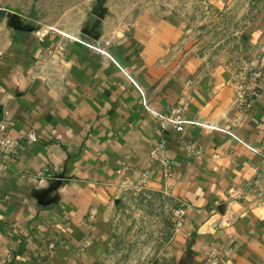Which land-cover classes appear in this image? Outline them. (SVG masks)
I'll return each mask as SVG.
<instances>
[{
  "label": "crops",
  "instance_id": "crops-1",
  "mask_svg": "<svg viewBox=\"0 0 264 264\" xmlns=\"http://www.w3.org/2000/svg\"><path fill=\"white\" fill-rule=\"evenodd\" d=\"M209 1L224 10L235 0ZM135 22L130 40L103 57L87 40L12 31L0 59V124L21 144L0 175V264L9 253L15 264H102L110 240L105 212L122 183L146 170L152 188L190 206L156 264H204L211 247L227 253L223 264H258L264 256V215L227 203L264 164V71L259 97L240 120L226 67L194 56L173 60L183 17L151 2ZM250 33L264 50V11ZM63 47L68 76L52 85L40 58ZM176 105L185 108L184 128L162 133L155 115ZM31 132L37 143L26 140ZM160 141L177 161L167 182L149 165ZM191 146L201 153L188 156ZM61 174L73 182L44 193L39 179ZM38 198L56 203L45 208ZM49 238L58 240L51 254L41 247Z\"/></svg>",
  "mask_w": 264,
  "mask_h": 264
},
{
  "label": "rangeland",
  "instance_id": "rangeland-1",
  "mask_svg": "<svg viewBox=\"0 0 264 264\" xmlns=\"http://www.w3.org/2000/svg\"><path fill=\"white\" fill-rule=\"evenodd\" d=\"M151 2L161 4L187 23L185 35L175 50L174 61L181 63L194 56L210 68L221 65L231 72L234 106L241 120L259 97L258 86L264 71V50L259 41L254 42L250 33L251 22L264 11V0H235L224 10L217 9L209 0H0V21L5 23L0 26V59L10 49L8 40L12 31L36 37L52 33L68 41L87 40L96 54L107 56L110 50L130 40L135 31V19ZM50 51L40 58V65L49 67L48 76L52 79L49 84L56 85L66 79L68 69L60 56L64 47L63 50ZM143 106L148 110V99L144 98ZM177 106L181 105L155 115V120ZM181 107L185 112L184 106ZM200 153L199 146L186 150L190 157ZM173 161L174 171L177 161ZM44 177L39 179V184L49 195L73 182L62 174L55 178ZM172 177L173 173L170 178L162 176V179L167 182ZM119 190L115 202L105 212L110 240L102 264H156L178 234L175 211L188 204L176 203L168 192L157 191L151 185L141 190ZM38 199L39 205L45 208L56 203L52 199ZM235 202L243 205L245 210L256 206L255 210L264 215V164L244 191L232 192L227 203L232 205ZM214 210L219 217L225 215L222 204L216 205ZM236 219V216L229 219L227 225ZM18 224L23 227L20 222ZM26 232L22 233L23 238L31 234ZM57 241L49 238L41 245L42 250L51 254ZM226 256L227 253L211 247L204 264H223ZM5 260V264H15L16 255L9 253ZM258 264H264V256Z\"/></svg>",
  "mask_w": 264,
  "mask_h": 264
},
{
  "label": "built area",
  "instance_id": "built-area-1",
  "mask_svg": "<svg viewBox=\"0 0 264 264\" xmlns=\"http://www.w3.org/2000/svg\"><path fill=\"white\" fill-rule=\"evenodd\" d=\"M184 109L181 106L173 108L167 113L161 114L157 117L156 121L158 127L162 133L166 131L180 132L184 128ZM26 140L32 143L38 142V137L36 133L31 132L27 135ZM21 141L14 140L9 137L7 132V126L4 123L0 124V173L5 172L9 167V162L12 154L15 152L16 148L19 147ZM149 165L150 168L159 167L162 170V176L164 179H168L172 176L174 161L170 158L169 152L166 148L165 142L160 141L156 144L150 151L149 154ZM120 173V171H119ZM150 185V171L146 170L139 173L136 180H125L122 183L124 189H145ZM189 205H182L177 208L174 213V218L176 222V231L180 233L184 226V222L187 218L189 212ZM216 264V263H214Z\"/></svg>",
  "mask_w": 264,
  "mask_h": 264
}]
</instances>
